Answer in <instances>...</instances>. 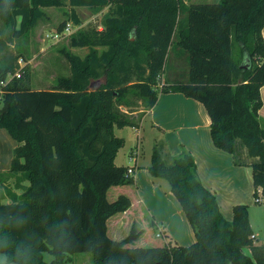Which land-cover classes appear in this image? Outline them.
Listing matches in <instances>:
<instances>
[{"label": "trees", "instance_id": "obj_1", "mask_svg": "<svg viewBox=\"0 0 264 264\" xmlns=\"http://www.w3.org/2000/svg\"><path fill=\"white\" fill-rule=\"evenodd\" d=\"M48 8L70 9L76 25L81 24L77 9L109 11L102 27L71 37L72 48L89 51L84 57L64 51L70 76L60 77L51 89L34 88L27 70H17L11 59L0 61V86L13 76L0 87V128L16 142L10 170L0 172V253L15 263L16 248L24 244L31 250L27 264H67L74 253L92 254L94 264H264L249 206L236 205L233 220H227L186 150L168 165L155 149L148 170L153 179L169 183L196 242L160 243L163 237L147 212L140 228L114 224L137 200L133 171L115 163L126 144L115 130L138 127L143 118L121 108L141 100L144 114L162 92H179L204 105L217 148L235 155L238 143L246 149L255 159L256 203L264 204L258 193L261 189L264 197V120L259 115L264 0L191 5L182 0H0L1 25L16 39L28 40ZM173 52L183 58L188 78L178 73L163 82ZM248 61L249 67H242ZM11 180L21 195L7 186ZM110 227L130 232L115 239ZM46 252L53 255L51 262L44 260Z\"/></svg>", "mask_w": 264, "mask_h": 264}, {"label": "crops", "instance_id": "obj_2", "mask_svg": "<svg viewBox=\"0 0 264 264\" xmlns=\"http://www.w3.org/2000/svg\"><path fill=\"white\" fill-rule=\"evenodd\" d=\"M182 1L191 5L199 4L200 0ZM261 97L263 106L259 115L264 120V87L261 89ZM149 123L150 125H147ZM146 126L150 127L153 134L157 132L164 138L167 146L166 157L174 160L184 150L193 155L201 182L215 193L227 220H233V210L236 205L244 204L249 208H255L258 205L254 194L255 186L251 167L255 159L247 156L246 149H241L235 155L214 145L211 136V118L202 103L179 92H162L159 94L156 105L145 112L140 125L129 127L133 129L132 133L124 132L127 127L118 129L125 134L121 138L126 140V144L117 154L115 163L119 156L120 161L128 158L121 164L117 162L116 165L128 167L133 171L137 200L131 209L114 222L116 226L136 224V220L141 224L147 212L155 221L158 234L166 238L167 243L190 246L196 242L195 232L181 204L171 192L169 183L166 181L168 183L166 185L163 182L165 180L153 179L149 173L152 156L147 159L148 155L143 149L146 133L144 131L148 129ZM154 136L157 137V134L155 133ZM6 167L4 166L0 172L10 170H5ZM143 223L146 224L144 221ZM251 226L255 240L262 243L258 238L261 234L259 227L252 223Z\"/></svg>", "mask_w": 264, "mask_h": 264}, {"label": "rangeland", "instance_id": "obj_3", "mask_svg": "<svg viewBox=\"0 0 264 264\" xmlns=\"http://www.w3.org/2000/svg\"><path fill=\"white\" fill-rule=\"evenodd\" d=\"M219 1L220 0H200L199 3H218ZM69 10L70 9L68 8L45 9L44 16L38 20L37 24L31 30L28 40H19L13 37L12 34L1 25L0 21V61L11 59L15 61L17 70L20 68L27 70L31 77L33 87L36 89H51L60 77H69L72 66L70 59L66 56L64 51H70L81 57H84L89 51L88 48H72L70 46L71 37L78 31H84L94 26L102 27V21L108 14L109 9L107 8L99 14H93L90 10L84 8L77 9L81 21L80 25H76L74 21L69 18ZM64 20H67L66 27L70 25L72 34L70 36H64L60 40L54 39L53 37L56 34L61 33L59 28ZM171 55V67H168V70L166 71L167 76L163 75L162 81L169 82L171 81L172 76H175L178 73L181 74L179 75L180 79L186 80L188 78V67L183 61V58L178 57L176 52H173ZM103 82L104 79L94 82L91 89L97 90ZM157 90H161V85L157 87ZM121 110L126 113L133 111L131 115H134L136 119H138L140 115L143 117L145 114V112L142 114L145 110V106L141 100L132 102L129 106L122 107ZM147 125H150V123ZM146 128H148L144 131L146 133L144 134L143 132V149L148 155L147 159H150L154 150L157 149L162 153L166 164H173L174 160L165 156L167 146L164 142V138L159 136L157 132H154L153 134V131H151L149 126H146ZM126 131L132 133L133 129L127 127L124 132L126 133ZM115 133L118 137L125 135L118 129L115 130ZM155 133L157 134V137L154 136ZM15 144L16 142L11 134L6 129L0 128V170L4 168V166H7L5 170L11 168ZM129 149L130 147L127 152ZM241 149L244 148L238 143V151ZM127 159L128 158L126 157L124 160L120 161L119 156L116 163L118 162V164H121ZM163 182L168 185L166 181ZM26 185H28V183ZM7 186L18 195L22 194V190L16 188L14 180H11ZM115 196L116 193L111 190L109 192V198L114 199ZM6 200L9 202L11 201L10 198H6ZM249 211L251 223L258 226L260 230L259 232H261V234L258 235V238L262 243H258L259 241L257 240H255V242L264 245V204H258L255 208H249ZM109 225L112 226V224ZM136 225L138 228L141 227L137 220ZM115 232H117V234H115ZM115 232L113 228L110 227L109 235L115 239H122L128 236L130 231L127 232L125 229L118 231L117 229ZM158 241L163 244L167 240L163 237ZM69 259L70 261L67 264H94L93 255L90 253L69 254ZM44 260L46 262H51L53 260V255L49 252L44 253Z\"/></svg>", "mask_w": 264, "mask_h": 264}, {"label": "clouds", "instance_id": "obj_4", "mask_svg": "<svg viewBox=\"0 0 264 264\" xmlns=\"http://www.w3.org/2000/svg\"><path fill=\"white\" fill-rule=\"evenodd\" d=\"M20 223H23V221H20ZM30 253L31 250L27 245L21 244L17 246L15 264H27ZM0 264H11L9 257L4 253H0Z\"/></svg>", "mask_w": 264, "mask_h": 264}, {"label": "built area", "instance_id": "obj_5", "mask_svg": "<svg viewBox=\"0 0 264 264\" xmlns=\"http://www.w3.org/2000/svg\"><path fill=\"white\" fill-rule=\"evenodd\" d=\"M72 31H71V28H70V25H68L66 28H65V30L63 31V32H61V33H58V34H56L53 38L54 39H57V40H60L62 37H64V36H70L72 33H71ZM17 77H20V74L18 73L17 75H16ZM13 78V76H10L8 79H7V81H3V82H1V86L0 87H3V86H5L11 79ZM3 91L1 90L0 91V101L2 100V97H3ZM132 171V170H131ZM258 193H259V201H264V197H263V192H262V190L261 189H259L258 190Z\"/></svg>", "mask_w": 264, "mask_h": 264}, {"label": "water", "instance_id": "obj_6", "mask_svg": "<svg viewBox=\"0 0 264 264\" xmlns=\"http://www.w3.org/2000/svg\"><path fill=\"white\" fill-rule=\"evenodd\" d=\"M249 65H250V63L248 61V62H245L242 67H249Z\"/></svg>", "mask_w": 264, "mask_h": 264}]
</instances>
